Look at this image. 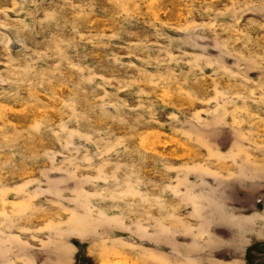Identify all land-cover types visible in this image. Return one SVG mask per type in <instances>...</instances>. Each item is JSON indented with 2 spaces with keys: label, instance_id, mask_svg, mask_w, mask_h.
<instances>
[{
  "label": "rangeland",
  "instance_id": "rangeland-1",
  "mask_svg": "<svg viewBox=\"0 0 264 264\" xmlns=\"http://www.w3.org/2000/svg\"><path fill=\"white\" fill-rule=\"evenodd\" d=\"M0 264H264V0H0Z\"/></svg>",
  "mask_w": 264,
  "mask_h": 264
}]
</instances>
